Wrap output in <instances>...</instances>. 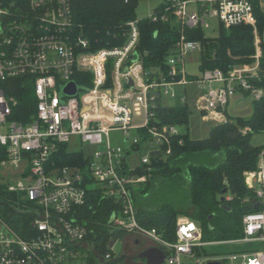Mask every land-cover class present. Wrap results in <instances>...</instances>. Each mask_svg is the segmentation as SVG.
I'll use <instances>...</instances> for the list:
<instances>
[{
  "label": "built area",
  "instance_id": "2783aa9c",
  "mask_svg": "<svg viewBox=\"0 0 264 264\" xmlns=\"http://www.w3.org/2000/svg\"><path fill=\"white\" fill-rule=\"evenodd\" d=\"M164 1L183 27L204 28L205 18L217 17L226 28L252 25L257 34L255 0ZM7 3L0 0V187L17 194L21 210L34 217L23 236L0 212V264H86L80 247H90L88 229L76 209L86 202V173L105 198L121 203L119 213L112 216L114 229L151 238L166 252V264H206L209 258L198 256L196 248L209 242L203 241L196 221L180 217L176 240L165 239L140 224L134 189L149 180L156 161L171 157L174 146L184 143L183 128L164 123L157 115L165 98L177 97L178 87H184L180 99L188 104L186 87L196 84V106L205 121L216 124L227 121V106L237 92L252 100L264 96V88L251 81L263 54L258 34L254 65L237 64L227 73L206 69L202 77L190 79L185 57L201 51L202 43L182 34L168 56L167 72L152 75L137 50V20L129 22L124 45L91 50L88 40L72 37L70 0H28V8L13 0ZM162 19L169 17L164 14ZM76 72L90 74V85L78 84ZM23 76L33 77L38 100L29 122L14 119L18 100L3 87L6 80ZM72 80L78 91L68 95L64 89ZM249 131L245 127L242 133ZM114 132L121 134L124 145L114 143ZM74 136L97 147L86 169L57 166L52 160L59 145ZM260 158L258 168L244 174L258 209L244 215L242 238L225 241L258 243L262 248L221 258L229 264H264V152Z\"/></svg>",
  "mask_w": 264,
  "mask_h": 264
},
{
  "label": "trees",
  "instance_id": "16d2710c",
  "mask_svg": "<svg viewBox=\"0 0 264 264\" xmlns=\"http://www.w3.org/2000/svg\"><path fill=\"white\" fill-rule=\"evenodd\" d=\"M10 4L12 0H5ZM28 8V0H13ZM143 0H70L73 14L71 23L72 37H82L89 42L91 50L116 48L125 44L130 21L137 20L140 31L138 51L142 55L145 71L157 75L167 72L168 56L177 41L184 34L187 39L202 43L200 70L220 68L228 72L233 66L253 62L256 52L255 32L252 25H237L226 28L221 24L217 36H207L202 26L183 27L162 1L152 14L139 18L137 8ZM254 12L259 34L264 32V10L260 0H255ZM167 14L169 19L163 20ZM153 16H158L154 21ZM262 56L257 76L251 79L257 86L264 88V40ZM195 79V75H187ZM84 77L87 78L84 81ZM90 74L76 72L73 78L78 84L90 85ZM34 79L31 76L9 79L3 82L8 95L17 100L14 119L29 122L36 115L38 100L35 94ZM248 97V94L245 93ZM253 113L249 117L233 116L227 112V121L210 130L204 139L191 136L189 122L192 109L188 104L164 105L161 103L157 115L164 123L185 127L181 136L183 145L176 144L174 154L164 160L156 161L149 180L134 189V201L138 208V220L142 226L156 229L165 239L176 240L178 217L188 215L200 225L203 241H225L244 236L243 217L258 208L254 205L255 193L247 187L245 172L258 168L263 144H254L253 135L264 133V96L252 100ZM245 127L251 131L242 133ZM243 129V130H242ZM237 131L241 134L233 137ZM205 156L207 163L194 161L195 156ZM218 156L223 159L217 161ZM57 166H75L87 168L89 159L83 151H71L68 143L59 145L57 153L52 155ZM188 172L189 205L178 208L171 200L158 206L152 205L154 190L160 185L169 187L182 173ZM86 173L84 185L87 187L86 202L77 206V214L88 229L86 241L90 247H80L86 264H97L99 259L108 264H119L124 260L119 257L107 259L111 253V243L125 239L130 233L114 229L113 213H119L121 203L105 198L98 186ZM0 187V212L3 218L20 234L26 236L34 213L22 209V200L17 194ZM231 196V199H228ZM224 198V200H223ZM251 199V200H250ZM19 201H21L19 203ZM32 231V230H31ZM34 232V230H33ZM92 245V246H91ZM203 255L204 247L196 249Z\"/></svg>",
  "mask_w": 264,
  "mask_h": 264
},
{
  "label": "rangeland",
  "instance_id": "374dc122",
  "mask_svg": "<svg viewBox=\"0 0 264 264\" xmlns=\"http://www.w3.org/2000/svg\"><path fill=\"white\" fill-rule=\"evenodd\" d=\"M162 0H143L139 4L137 8V15L139 18L145 17L149 15L154 8H156ZM206 19V25L204 26V31L207 36H217L220 32L221 23L217 17H207ZM254 62V61H253ZM253 62H245L240 63L243 65H253ZM200 63H201V53L200 51H193L186 54L185 57V68L189 75H195L197 77H202L203 72L200 70ZM184 87H178V95L175 98H167L164 102L167 105H175L180 104L181 102V95L184 94L183 91ZM188 90V105L192 109V114L190 116V122H189V128L191 132V136L193 138L197 139H204L209 137L210 130L212 127L218 125L216 123L207 122L202 118V113L196 106V98L195 95L199 88L196 84H188L187 89ZM240 93H236V95L231 99L229 102V105L227 106V112L233 116H244L249 117L253 113V102L251 98H243L240 99ZM181 104H183L181 102ZM226 112V114H227ZM115 133L113 135L115 136ZM119 133V132H117ZM116 133V134H117ZM118 140V139H117ZM252 141L254 144H263L264 145V133H258L254 134ZM116 143H121V141H117ZM69 148L74 151H83L85 154H92L97 149L96 146L86 144L84 142H81L79 137H72L69 141ZM207 155L195 156L194 161H197L199 163H207ZM220 159H223V156H218L216 158L217 161H220ZM189 180L190 177L188 175V172L182 173L172 184L167 187L166 185H160L158 188L154 190V196H152V202L154 206H158L162 204L163 202L167 200L173 201L175 204H177L178 208L182 207L187 208L189 205ZM91 186H97V183L93 182L90 184ZM253 191V190H252ZM254 192V191H253ZM255 193V192H254ZM256 197V196H255ZM257 199V197L255 198ZM255 199H252L253 201ZM251 200V199H250ZM197 223V222H196ZM198 224V223H197ZM200 226V225H199ZM1 230V225H0ZM142 244L136 246L135 245V239L133 237L128 238L127 240H117L115 241V244L113 248V259L116 260L119 257L124 256V260L120 262L119 264H138L139 261L134 262L133 260H127L128 258L133 257L138 251L143 250ZM261 249L262 246L258 243H255L251 245L250 243L246 242H232V241H219L218 242H209L206 243L204 246V252L203 256H208L212 258H218L221 259L222 257L229 256L233 252H240L244 251L246 249ZM141 260V259H138ZM142 261V260H141ZM226 264L229 262L226 260ZM97 264H108L104 262L103 260L99 259Z\"/></svg>",
  "mask_w": 264,
  "mask_h": 264
},
{
  "label": "crops",
  "instance_id": "0c3cea01",
  "mask_svg": "<svg viewBox=\"0 0 264 264\" xmlns=\"http://www.w3.org/2000/svg\"><path fill=\"white\" fill-rule=\"evenodd\" d=\"M162 1H164V0H162ZM161 3V2H160ZM260 4H261V7H262V9L264 10V0H260ZM154 11V10H153ZM152 11V12H153ZM152 12L150 13V14H152ZM149 14V15H150ZM255 21H256V19H255ZM256 29L258 30V28H257V21H256ZM254 30H255V27H254ZM256 30V31H257ZM255 32V31H254ZM257 34H258V36L260 37V39H261V41H263L264 40V32H263V36H261L260 34H259V31H257ZM256 32H255V37H256ZM256 46V45H255ZM201 52V51H200ZM256 53V52H255ZM254 57V56H253ZM255 62H256V59L254 58V62H253V65L255 64ZM192 84V83H191ZM180 87H182V86H180ZM186 89H187V87H186ZM183 91H184V89H183ZM186 92H187V95H188V90H186ZM237 93H240L241 95H240V99H242L243 100V98H249V97H247V96H245L244 95V93L243 92H237ZM167 98H165L164 100H163V104L164 105H167V104H165V100H166ZM180 104H181V102H180ZM228 111V110H227ZM229 113V112H228ZM183 128V127H182ZM183 130H185V127L183 128ZM133 133H135V134H137L138 132H133ZM118 139V140H117ZM121 141V143H116L117 141ZM113 141H114V143H116V144H120V145H124L125 144V142H124V140H123V138H122V136H121V134L120 133H115V136H113ZM68 148H69V143H68ZM70 149V148H69ZM71 150V149H70ZM71 151H74V150H71ZM81 151V150H80ZM90 155L91 154H86V156L88 157V159L90 158ZM76 166H78V165H76ZM229 197V196H228ZM184 216H188V215H181L180 217H184ZM180 217H178V219L180 218ZM178 222V221H177ZM202 236H203V234H202ZM130 237H133L134 239H135V245L136 246H138V245H140V243H144V244H142V249L143 250H145L146 248H148V247H150V246H154V245H156L155 243H154V241L151 239V238H149V237H147V236H145V235H142V234H138V233H130L126 238H125V240H127L128 238H130ZM215 242H218V241H215ZM115 244V243H114ZM157 246V245H156ZM197 248H199V247H197ZM196 248V249H197ZM143 250H140V251H138L135 255H133V257L131 256V258H128L127 260L129 261V260H133L134 262H136V261H139V263L138 264H146V260L145 259H141V260H138V259H140V258H138V254L140 253V252H142ZM247 250V249H246ZM197 252V251H196ZM197 255L198 256H201V257H205V258H209V260L208 261H210V260H221L224 264H226L225 263V260H222V259H218V258H212V257H206V256H203V255H199L198 253H197ZM125 259V258H124ZM184 260H186V258L184 257ZM208 261H206V264L208 263ZM164 264H166V263H164ZM229 264V263H228Z\"/></svg>",
  "mask_w": 264,
  "mask_h": 264
},
{
  "label": "water",
  "instance_id": "95a60500",
  "mask_svg": "<svg viewBox=\"0 0 264 264\" xmlns=\"http://www.w3.org/2000/svg\"><path fill=\"white\" fill-rule=\"evenodd\" d=\"M78 91L77 83L75 81H71L67 84V86L64 89V92L68 95H75ZM241 132L237 131L233 137L240 135ZM224 200V198H223ZM255 207L258 206V204L254 205ZM114 217H112L113 219ZM167 254L166 252L159 246H150L140 252L138 254V258L145 259L146 264H164L166 260ZM207 264H224L221 260H210Z\"/></svg>",
  "mask_w": 264,
  "mask_h": 264
}]
</instances>
